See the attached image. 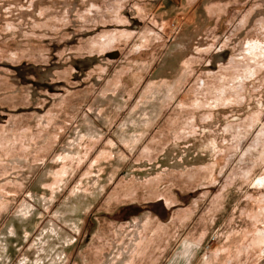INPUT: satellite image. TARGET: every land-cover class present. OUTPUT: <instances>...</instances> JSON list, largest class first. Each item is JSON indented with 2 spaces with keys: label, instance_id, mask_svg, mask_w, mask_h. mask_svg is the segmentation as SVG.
<instances>
[{
  "label": "rangeland",
  "instance_id": "obj_1",
  "mask_svg": "<svg viewBox=\"0 0 264 264\" xmlns=\"http://www.w3.org/2000/svg\"><path fill=\"white\" fill-rule=\"evenodd\" d=\"M0 264H264V0H0Z\"/></svg>",
  "mask_w": 264,
  "mask_h": 264
},
{
  "label": "crops",
  "instance_id": "obj_2",
  "mask_svg": "<svg viewBox=\"0 0 264 264\" xmlns=\"http://www.w3.org/2000/svg\"><path fill=\"white\" fill-rule=\"evenodd\" d=\"M158 201H162V199L161 200H158ZM126 206H130V207H132L131 209H129V210H132L133 209V207H136V208H140V207H144V208H146V206H148V205H145V206H143V205H140V204H137V203H135V202H131V203H126V204H123V205H121V206H119V207H126ZM139 206V207H138ZM147 209V208H146ZM145 209V210H146ZM167 209H170V208H167Z\"/></svg>",
  "mask_w": 264,
  "mask_h": 264
},
{
  "label": "trees",
  "instance_id": "obj_3",
  "mask_svg": "<svg viewBox=\"0 0 264 264\" xmlns=\"http://www.w3.org/2000/svg\"><path fill=\"white\" fill-rule=\"evenodd\" d=\"M132 207L130 206H126V207H122L120 208L117 212L116 215H123L125 216V213L129 211V209H131ZM125 212V213H124Z\"/></svg>",
  "mask_w": 264,
  "mask_h": 264
}]
</instances>
